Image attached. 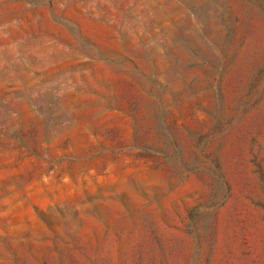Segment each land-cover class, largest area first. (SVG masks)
<instances>
[{
	"label": "rangeland",
	"instance_id": "obj_1",
	"mask_svg": "<svg viewBox=\"0 0 264 264\" xmlns=\"http://www.w3.org/2000/svg\"><path fill=\"white\" fill-rule=\"evenodd\" d=\"M0 264H264V0H0Z\"/></svg>",
	"mask_w": 264,
	"mask_h": 264
}]
</instances>
